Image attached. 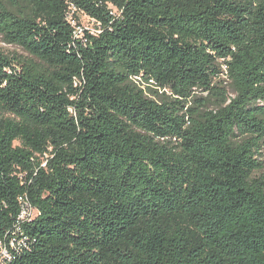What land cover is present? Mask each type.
<instances>
[{
    "label": "trees",
    "instance_id": "1",
    "mask_svg": "<svg viewBox=\"0 0 264 264\" xmlns=\"http://www.w3.org/2000/svg\"><path fill=\"white\" fill-rule=\"evenodd\" d=\"M0 37V264H264V0H0Z\"/></svg>",
    "mask_w": 264,
    "mask_h": 264
},
{
    "label": "rangeland",
    "instance_id": "2",
    "mask_svg": "<svg viewBox=\"0 0 264 264\" xmlns=\"http://www.w3.org/2000/svg\"><path fill=\"white\" fill-rule=\"evenodd\" d=\"M79 21L81 24V27L84 28L85 30H91L93 31L95 29L93 22L87 17V15L84 14H79ZM0 48L4 51V52H8V53H12L15 52L17 54L26 56V53L19 47L12 45V44H7L5 43L2 38L0 37ZM222 78H224V76H222ZM206 95L205 93L203 94V96ZM261 154L262 156L259 157V159L264 161V148L261 150ZM260 172H264V168L261 171H258L256 173V175H258ZM37 214V208L34 207L31 203H30V207L26 206V210L24 213V219H29L34 217ZM11 247H13L15 245V241L10 242L9 244ZM5 248L3 246H0V259H4L5 257Z\"/></svg>",
    "mask_w": 264,
    "mask_h": 264
},
{
    "label": "built area",
    "instance_id": "3",
    "mask_svg": "<svg viewBox=\"0 0 264 264\" xmlns=\"http://www.w3.org/2000/svg\"><path fill=\"white\" fill-rule=\"evenodd\" d=\"M92 21V20H91ZM93 22V21H92ZM84 31H86L84 28H82L81 26H77L76 27V33L79 35V36H81L82 34H83V32ZM89 31H91V30H89ZM91 32H95V29L93 30V31H91ZM22 200V211H21V214H20V218L21 219H23V220H30V219H32V218H29V219H24L23 217H24V213H25V210H26V206L27 207H30V202H28V201H26V198H22L21 199ZM15 246V245H14ZM13 246V247H14ZM11 247V246H10ZM5 248V247H4ZM5 257H4V259H9L10 258V254H9V252L6 250V248H5ZM0 261H3V259H0Z\"/></svg>",
    "mask_w": 264,
    "mask_h": 264
}]
</instances>
